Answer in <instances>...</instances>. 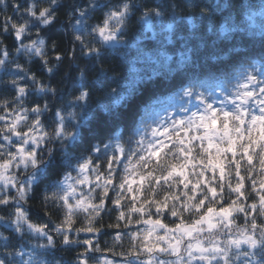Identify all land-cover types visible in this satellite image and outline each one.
<instances>
[{
  "label": "snow or ice",
  "instance_id": "obj_1",
  "mask_svg": "<svg viewBox=\"0 0 264 264\" xmlns=\"http://www.w3.org/2000/svg\"><path fill=\"white\" fill-rule=\"evenodd\" d=\"M0 5L13 13L0 21V94H11L0 98V264H264V0H186L167 23L169 6L151 0ZM183 8L207 30L181 16L192 25L181 34ZM148 33L159 48L146 49ZM120 49L135 51L121 53L123 84L106 67ZM77 53L86 66L70 90L31 70L38 61L52 77ZM161 57L192 69L186 82L167 106L155 92L134 103L145 90L136 66ZM109 73L120 90L106 91Z\"/></svg>",
  "mask_w": 264,
  "mask_h": 264
},
{
  "label": "trees",
  "instance_id": "obj_2",
  "mask_svg": "<svg viewBox=\"0 0 264 264\" xmlns=\"http://www.w3.org/2000/svg\"><path fill=\"white\" fill-rule=\"evenodd\" d=\"M9 5H11L12 0H7ZM153 4H164L168 5L169 7L166 9V15L164 17L165 23L169 22L171 19V5L173 4H181L183 5L186 0H151ZM201 0H191V3L196 4L200 3ZM222 3H227L228 0H221ZM251 2L254 5L259 4V0H243L244 4H248ZM227 11V10H225ZM5 15H13L11 7H9L8 11L5 13L3 11V6L0 5V21L3 20V17ZM199 15V9L196 8H183V9H177L176 11V20L175 25L179 27L180 33L185 34L187 31L192 30V25L188 23L187 20H181L179 17L181 16H191L193 17V22L195 23L197 28H203L204 30H207V22L205 21L203 24L200 20L196 19V17ZM235 13H233V16ZM246 18V17H245ZM260 23V18L257 17L256 20V32L257 35L255 36V47L258 50L259 49V33H258V25ZM138 25L133 22L132 28L129 31V39L132 38V36L137 32ZM155 30L157 32L160 31L159 26H156ZM209 38L212 39L214 37H211V34H209ZM248 39H253L251 34H249ZM7 43L11 45L12 41L8 40ZM143 43L146 46V49L148 50H155L159 48L160 41L159 39H152L151 33H148L146 37L143 38ZM227 42L221 43L220 47L226 48ZM178 47V45H168L167 46V54L168 55H175V50ZM207 51H210L207 50ZM121 53H124L131 58L133 55H135L134 49H120L117 52L109 54V62L106 65V67L115 68L116 76L119 84H123L124 81L122 77H124L127 74L128 64L125 63L123 60H121ZM55 53L51 54L49 59L50 63L54 62ZM77 56L79 57L77 60L70 62L65 56L64 61L54 69V75L52 77H49L46 72H44L39 64V62H35L33 65H31V70L34 71L37 75V77L41 80H44L45 82H51L53 86L60 85L61 88L65 90H70L74 83L76 86L79 85V68L85 67V61L87 58H83L79 56V53H77ZM21 63H23V60H21ZM139 71V76L144 78L145 84H144V94L134 101L136 104H143V103H149L150 96L153 92L160 95L161 99L166 101L165 106H167V103H170L174 98L175 91L186 82V73L191 72L192 69H185L183 71L177 70V66L175 61L173 62H167L163 59V57L160 58L159 62L156 63H143L138 64L136 66ZM210 69L204 68L201 69L200 75L202 78L207 77V73ZM214 71V69H212ZM94 76V73H93ZM111 76L112 73H109V87L106 89V91H110L111 88L117 87L118 90V83L111 82ZM148 77H152L151 80H148ZM92 76H89V81L92 80ZM63 81V83H61ZM4 95H11L10 93H3L0 94V98H3ZM103 93H96V95L93 97V100L95 101L97 98L102 97ZM43 102V101H41ZM119 111L123 112L125 111L124 108L118 109ZM102 115H105V113H101ZM135 187V185H134ZM109 195H112V193H109ZM127 203V201H125ZM109 207H111V204L109 202ZM33 219L36 218V214H38L41 218H43V212L39 210V203L38 201H32L31 203ZM103 216V224H104V231L106 233H109V235H103L100 238V244L101 247L105 245V242L107 241L109 244L112 241V236L115 234V229L108 228L107 225L110 223L115 222V213L113 212L111 215H105L102 213ZM56 216L53 215V219H55ZM167 222V221H165ZM140 227H144L143 225H140ZM2 230V229H0ZM126 231V230H125ZM128 241L125 239L124 246L127 247ZM111 258V257H110ZM69 260H71V257H68Z\"/></svg>",
  "mask_w": 264,
  "mask_h": 264
}]
</instances>
